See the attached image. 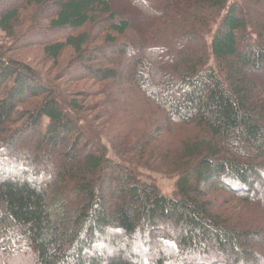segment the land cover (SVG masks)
<instances>
[{"label":"trees","instance_id":"obj_1","mask_svg":"<svg viewBox=\"0 0 264 264\" xmlns=\"http://www.w3.org/2000/svg\"><path fill=\"white\" fill-rule=\"evenodd\" d=\"M6 1L51 7L45 32L54 38L35 46L54 63L70 52L69 80L112 84L125 119L109 138L85 119L100 120L87 93L63 99L31 67L0 54V157L21 160L0 161V256L264 264V0H119L123 10L153 13L133 38L110 0ZM0 13L7 32L16 9ZM161 34L170 38L165 47L154 40ZM141 170L173 178V196ZM222 194L247 215L215 207Z\"/></svg>","mask_w":264,"mask_h":264},{"label":"rangeland","instance_id":"obj_2","mask_svg":"<svg viewBox=\"0 0 264 264\" xmlns=\"http://www.w3.org/2000/svg\"><path fill=\"white\" fill-rule=\"evenodd\" d=\"M111 3L114 6H117L119 8L118 13L120 15L124 14L128 18L130 22V31L129 36L133 38L135 36L134 34L140 30L141 25L145 24V29L147 30L148 26H150L151 22L154 20L153 13H151L149 16H147V13L143 11V9L138 8L137 6L133 7V9L123 10V6L120 4L119 0H110ZM233 3L236 4H242V0H229V6ZM9 2H4V0H0V9H3L5 11L16 9V16L13 19V22L11 23V26L7 30V32H4L0 29V54L11 58L13 60H17L19 62L24 63L25 65L31 67L39 76L46 80L49 85L57 86L59 89V93L62 96L63 99H66L67 97H79L82 93H87L86 104H90L96 107V113L95 117L100 118L99 121H97L91 117L94 115H88L85 114L86 121H90L91 123L94 122V126L99 127L100 130H104L103 132L108 135L109 138H113V135L118 134L121 131V128L119 125L123 124V121L120 120L123 118V107L119 103H115L117 101L116 97L119 95L115 92L114 86L109 83L105 84H97L92 79H86L83 74H79L81 78H79V81H73L69 80L67 77L62 75L63 69L65 67L69 66V63L72 59V55L70 52H65L59 58L57 62H52L48 60L44 53L42 52V47L35 46L36 43L40 40H47L54 38V35L50 33L45 32V27L47 28V21L46 16L48 13V10L50 11L51 7L45 6L42 8H36V7H27L25 4H19L16 6H9ZM116 9V8H115ZM261 11H264V7L260 8ZM1 15V13H0ZM37 16V18H36ZM223 16V14H222ZM222 16L218 17L216 20V24L212 25L213 28H216L218 23L221 21ZM25 19V20H24ZM163 27H159V31L162 30ZM91 30V29H90ZM92 38V43L94 42V39L97 37L96 31L89 32ZM9 34L15 35L14 38L9 37ZM137 34V33H136ZM24 36L26 39V42L22 45L21 43V37ZM56 37V36H55ZM61 37V36H58ZM153 37V36H152ZM211 35H208L207 33L203 34V40H205L206 43L210 40ZM169 36L156 35L154 36V40H157V42H161V46L165 47L166 42L169 40ZM254 40V39H253ZM98 43V42H94ZM100 43V42H99ZM264 70V69H263ZM69 71H74L73 68L69 69ZM66 86H70V90L66 89L64 92V89ZM117 88H121L117 86ZM101 91H104V94H101ZM107 91H109L113 97L109 96ZM120 96V95H119ZM120 99L123 100V97H120ZM115 100V101H114ZM111 106V107H110ZM112 109V111L108 112L109 109ZM125 119V116L123 120ZM110 123H108L109 121ZM120 120V121H119ZM121 122V124H120ZM42 123L44 125L48 124V121L46 118L42 120ZM119 123V124H118ZM7 128H13V125H6ZM163 139V137H161ZM108 145V144H107ZM2 148V144L0 143V149ZM134 158V157H133ZM136 160V159H134ZM1 162H6L9 166H18L20 163L17 157L14 158H8L6 156L0 157ZM145 163V161L143 162ZM20 167L23 168V165L20 164ZM4 169V168H1ZM141 172L144 175V178H150L149 181L153 182L159 189V191L162 194H165L166 196H173L174 193V179L171 177H166L158 173L148 172L141 170ZM216 204L215 207H219L221 210H226L230 215L235 214L237 212H246L242 209L240 206V203L236 200H232L230 196L227 194H222L218 196V201H214ZM261 208L264 209V200H261ZM249 216L250 217H257V215L253 214L252 210L249 209ZM262 212V213H261ZM259 212L258 217H262L264 215V211ZM215 213V212H214ZM247 215V214H246ZM264 219V216H263ZM262 223V220H254L253 224L258 225ZM173 259H176V255H172ZM175 261V260H174ZM31 264V260L29 258L28 253H24V251L21 253L20 257L17 256V258H14L12 260H7L5 256H0V264Z\"/></svg>","mask_w":264,"mask_h":264},{"label":"bare ground","instance_id":"obj_3","mask_svg":"<svg viewBox=\"0 0 264 264\" xmlns=\"http://www.w3.org/2000/svg\"><path fill=\"white\" fill-rule=\"evenodd\" d=\"M25 20V19H24Z\"/></svg>","mask_w":264,"mask_h":264}]
</instances>
